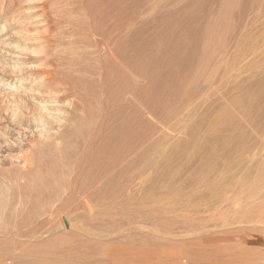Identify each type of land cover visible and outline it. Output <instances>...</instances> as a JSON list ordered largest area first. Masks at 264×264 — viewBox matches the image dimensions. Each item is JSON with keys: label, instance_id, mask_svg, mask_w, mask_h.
<instances>
[{"label": "rangeland", "instance_id": "rangeland-1", "mask_svg": "<svg viewBox=\"0 0 264 264\" xmlns=\"http://www.w3.org/2000/svg\"><path fill=\"white\" fill-rule=\"evenodd\" d=\"M0 264H264V0H0Z\"/></svg>", "mask_w": 264, "mask_h": 264}, {"label": "bare ground", "instance_id": "bare-ground-1", "mask_svg": "<svg viewBox=\"0 0 264 264\" xmlns=\"http://www.w3.org/2000/svg\"><path fill=\"white\" fill-rule=\"evenodd\" d=\"M240 99V98H239ZM42 103V102H41ZM53 104H55V103H53ZM43 105V104H42ZM243 107H245V106H243ZM246 108V107H245ZM262 109V108H261ZM46 110V109H45ZM47 113V112H46ZM61 113H63V112H61ZM48 114H50V113H48ZM51 115V114H50ZM63 116V115H62ZM107 119V118H106ZM249 120V119H248ZM105 123V122H104ZM215 123V122H214ZM213 123V124H214ZM221 125V124H220ZM36 128V127H35ZM223 130V129H222ZM102 134V133H101ZM100 134V135H101ZM101 137V136H100ZM99 138V137H98ZM93 142V141H92ZM86 144V143H85ZM38 145H40L39 143H37V142H35V145L33 146L34 148H33V152H37V151H40L41 150V146H38ZM87 145V144H86ZM38 146V147H37ZM94 149V148H93ZM90 150V149H89ZM90 152V151H89ZM32 154V153H31ZM85 158V157H84ZM29 159H31V155H27V158H26V160L28 161ZM26 161V162H27ZM26 166V165H25ZM81 166V165H80ZM51 167V166H50ZM25 168V167H24ZM81 169V168H80ZM47 177L45 178V179H42V178H39V179H37V181L38 182H41V181H43V180H45V186L46 187H49V188H52V186L54 185V182H55V179H54V177H53V175L51 174V170H50V168H48L47 169ZM78 172H79V170H78ZM80 173H81V171H80ZM78 174V173H77ZM4 180V179H3ZM190 180V179H189ZM34 181H36V179H34ZM3 182V181H2ZM94 182V181H93ZM96 183V182H95ZM94 187V186H93ZM90 188V187H89ZM7 189V188H6ZM10 189V188H9ZM9 192V191H8ZM70 193V192H69ZM70 207V206H69ZM71 213V212H70ZM46 222V221H45ZM39 223V222H38ZM65 224V223H64ZM68 224V223H67ZM37 226H39V225H37ZM5 227V226H4ZM52 227V226H51ZM33 229V228H32ZM31 230V229H30ZM7 232V229L5 228V229H3V233H6ZM29 233V232H28ZM39 237V236H38ZM37 237V238H38ZM36 238V237H35ZM8 261V260H7ZM7 263V262H6Z\"/></svg>", "mask_w": 264, "mask_h": 264}]
</instances>
